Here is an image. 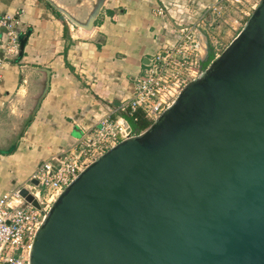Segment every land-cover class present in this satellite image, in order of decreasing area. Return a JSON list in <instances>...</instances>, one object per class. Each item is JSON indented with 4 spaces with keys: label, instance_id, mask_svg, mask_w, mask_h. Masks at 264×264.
I'll return each mask as SVG.
<instances>
[{
    "label": "water",
    "instance_id": "1",
    "mask_svg": "<svg viewBox=\"0 0 264 264\" xmlns=\"http://www.w3.org/2000/svg\"><path fill=\"white\" fill-rule=\"evenodd\" d=\"M28 261L264 264V0L156 120L63 189Z\"/></svg>",
    "mask_w": 264,
    "mask_h": 264
},
{
    "label": "crops",
    "instance_id": "2",
    "mask_svg": "<svg viewBox=\"0 0 264 264\" xmlns=\"http://www.w3.org/2000/svg\"><path fill=\"white\" fill-rule=\"evenodd\" d=\"M48 1L60 14L43 0H0V16L20 13V54L0 64V122L9 116L23 122L20 136L0 149L14 146L0 152V197L26 184L39 162L76 146L84 130L133 95L134 79L164 30L155 7L173 0ZM178 2L186 15L193 13L185 21L196 20L206 43L210 32L198 15L203 10L202 18L212 21L215 14L200 2L214 0Z\"/></svg>",
    "mask_w": 264,
    "mask_h": 264
},
{
    "label": "built area",
    "instance_id": "3",
    "mask_svg": "<svg viewBox=\"0 0 264 264\" xmlns=\"http://www.w3.org/2000/svg\"><path fill=\"white\" fill-rule=\"evenodd\" d=\"M248 0H214L200 2V8L211 9L217 17L226 5L236 8L245 5ZM259 0L251 5L255 8ZM247 6V5H246ZM187 6L178 0L162 2L155 7V13L164 20L161 33L156 34L158 46L149 63L134 79V93L128 100L121 101L110 113L102 116L88 130H84L76 146L67 148L63 159L59 156L38 163L25 187L38 202V207L26 201L18 187L0 197V264H29L28 256L32 238L41 225L52 202L89 163L121 140L141 134L159 115L176 100L183 87L197 78L224 48L217 47V38L212 22L198 19L210 35V52H206V43L193 22H186L193 13L186 15ZM241 10V9H240ZM197 11V10H196ZM242 11V10H241ZM249 15V12H243ZM19 12L0 16V50L5 61H12L20 54ZM186 16V17H185ZM214 16V17H215ZM235 22H238L235 20ZM207 56L201 59L202 51ZM211 59L208 64L204 62ZM128 116L149 123L146 128H133ZM36 179L38 184L30 182Z\"/></svg>",
    "mask_w": 264,
    "mask_h": 264
},
{
    "label": "rangeland",
    "instance_id": "4",
    "mask_svg": "<svg viewBox=\"0 0 264 264\" xmlns=\"http://www.w3.org/2000/svg\"><path fill=\"white\" fill-rule=\"evenodd\" d=\"M248 1L249 3L245 1V5L239 8L226 5L222 8V12H220L217 17L215 16L212 18V27L217 38V47L219 49L225 48L229 44L241 30L248 16L251 14L253 10L251 9V5L254 4L256 0ZM243 12H249V15L247 16ZM208 18L211 20L210 14H208ZM235 20L238 22H235ZM202 54L206 55L205 50L202 51ZM22 124V119L12 116L0 122V149H6L10 144V140L14 141L16 139L15 135L20 133Z\"/></svg>",
    "mask_w": 264,
    "mask_h": 264
},
{
    "label": "trees",
    "instance_id": "5",
    "mask_svg": "<svg viewBox=\"0 0 264 264\" xmlns=\"http://www.w3.org/2000/svg\"><path fill=\"white\" fill-rule=\"evenodd\" d=\"M44 3L46 4V6L52 10V11H56L58 14H60L57 9L55 8V6L48 0H43ZM65 31H67V27H65ZM211 59V55L209 56V59L207 61L204 62V65L208 64L209 60ZM128 122L129 124L133 127V128H146L149 123L146 122L145 120H142L141 118H139L138 120H134L133 117L131 116H128ZM22 130L20 131V133L18 134V136H20V134L22 133ZM14 148V146H11L10 148H8L7 150H0V152H3V153H8L10 151H12V149Z\"/></svg>",
    "mask_w": 264,
    "mask_h": 264
}]
</instances>
